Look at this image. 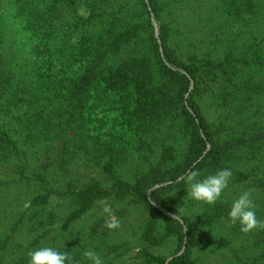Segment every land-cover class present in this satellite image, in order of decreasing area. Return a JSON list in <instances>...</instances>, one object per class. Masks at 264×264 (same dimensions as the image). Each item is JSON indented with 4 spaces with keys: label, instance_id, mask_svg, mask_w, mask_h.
<instances>
[{
    "label": "trees",
    "instance_id": "obj_1",
    "mask_svg": "<svg viewBox=\"0 0 264 264\" xmlns=\"http://www.w3.org/2000/svg\"><path fill=\"white\" fill-rule=\"evenodd\" d=\"M53 1L10 0L13 14L0 11V164L9 165L0 173L16 177L11 181L0 179V205L14 206L13 212L0 207V264H30L29 252L41 247L68 251L64 240L68 227L100 201L124 193L135 203L147 206L149 227L156 222L165 227L162 238L151 247L162 245L170 237L178 250L185 245L184 252L175 254L167 264H196L191 255L190 231L184 234L176 220L163 215L158 218V213L161 209L177 214L165 195L184 186L181 177L189 170L206 175L227 165L235 171L236 157L219 143L222 131L216 128L221 124L211 120L208 108L215 104L224 118L235 117L239 124L252 120L250 109H242L248 100H259L255 92L250 93L256 84V64L250 62L261 52L264 37L258 38L255 33L264 29V0H227L223 4V23L231 29L240 24L242 29L240 34L227 36L222 44L229 46L221 57L212 54L215 47L211 50L209 45L200 51L193 44L188 48L176 45L184 23L179 8L186 2L89 0L90 13L100 19L96 21L99 29L96 33L93 28L91 36L75 38L73 57L84 68L72 77L65 66L68 54L61 53L63 48H58L56 54L49 47L53 27L59 29L65 19L62 0ZM206 10L203 5L202 11ZM195 12L197 9L192 7L193 16ZM17 18L23 19V29L29 34L26 43L33 40L29 47L15 31L21 25ZM151 20L159 26L160 53ZM172 66L177 70L169 68ZM212 84H216L213 89ZM95 88L102 94L131 90L135 107L130 113L136 116L135 130L145 139L161 130L179 135L181 148L170 146L149 158L131 173V179L124 182L126 186L109 183L108 177L113 179L118 163L116 154L98 147L94 126L85 119ZM238 91L239 102L238 97L233 98ZM226 98L233 99L220 107L226 104ZM227 107L228 111H223ZM246 147V179L249 175H264V144ZM72 165L78 168L72 170ZM87 169L100 172L101 177L90 175ZM164 184L168 185L154 189L149 197L156 209L148 203L147 192ZM255 186L262 195L263 214L264 179ZM53 232L58 234L49 240ZM148 237L149 232L146 240ZM20 240H26V246L14 257H5L10 250L21 247ZM261 252L264 254L263 249ZM145 254L154 264L166 262L152 256L149 249ZM73 262L91 264L83 257H73Z\"/></svg>",
    "mask_w": 264,
    "mask_h": 264
},
{
    "label": "rangeland",
    "instance_id": "obj_2",
    "mask_svg": "<svg viewBox=\"0 0 264 264\" xmlns=\"http://www.w3.org/2000/svg\"><path fill=\"white\" fill-rule=\"evenodd\" d=\"M141 1L144 4L148 3V0ZM181 2H186V5H180L179 8V18L183 19L184 23L179 28L176 45L178 47L185 45L188 48L190 44H193L197 49L196 51H200L203 46L209 45L211 50L215 47L212 54L221 57L222 51L229 46V44H222L224 40L227 39V36H235V32L240 34L242 29L240 24H236L235 28L231 29L223 23L226 20L223 18L221 7L227 0H180ZM10 4V0H0V11L12 15L14 11ZM89 5V0H62L65 18L63 25L59 29L53 27V33L50 35L49 47L51 50L54 49L57 54L58 48H63L61 53L68 54V62L66 61L65 66L71 77L78 74L79 71L81 73L84 68V65L77 60L75 61L76 57H73L76 49L75 38H78L79 35L91 36L94 32L93 28L96 29V33L99 29L96 21L100 19L97 15L94 16L90 13ZM200 5L206 6L207 10L203 12ZM192 7L197 9L196 16L191 13ZM107 15L110 17L108 12ZM18 20L21 21V25H17L18 31L15 26H8L15 27V31L22 37L21 42L26 43L30 39L28 38L29 34L23 29V19L17 18L16 21ZM151 27L160 53L159 26L154 20H151ZM255 34L256 37L262 39L264 29ZM32 41L27 42L25 46L29 47ZM259 48H261L259 60L253 57L250 62L256 64L254 69L256 84L252 85L250 93L255 92L253 95L259 100L255 99L257 103L248 100L245 103V108L242 109L243 111L250 109V115H253V118L249 123L253 122L254 125H248L249 123L246 124V122L239 124L235 117L224 118V113L219 112L215 104L208 108V115L211 120L215 124L218 122L221 124L216 128L222 131L219 134V143L228 149L229 155L233 154L236 157L233 163L237 166L233 168L235 171L231 170L233 176L228 189L225 190L220 201L215 205H208L187 197L188 185L185 183L184 186L175 187L169 194L165 195V198L170 200L172 209L177 211V217L175 218V214L166 210L160 209L162 214L158 213V218L162 215L171 219L175 218L174 220L178 222L184 234L188 233V230L190 231L188 236L192 238L193 243L191 255L196 264H264V259H260V257H264L261 252L262 249L264 250V230L258 229L245 234L240 231L238 223L231 226L228 219L232 201L244 191L250 190L256 204L257 217L264 220V213L261 214L262 210L260 209V201L263 204L262 195L258 187L255 186L261 179H264V175L263 173L249 175L246 179L249 166L245 164L247 161L243 160L248 150L246 146L255 148L264 144V38ZM70 54L72 57L69 58ZM169 68L174 71L177 70L173 66ZM181 73L185 74L182 70ZM215 86L216 84H212V89ZM229 89H233V87ZM239 92L233 96V98L238 97L237 102L241 100ZM91 94L85 119L89 125L94 126V138L97 137L98 147L102 151L105 149L112 150L116 154L114 159L118 162L113 169V179L108 177L109 183L126 186L124 182L131 179V173L142 164L145 165L147 161H150L149 158L158 156L170 146L181 148L183 140L179 135L175 136L161 130L155 137L147 136L145 139L135 130L136 116H131L130 113L131 109L135 107L131 90L102 94L95 88ZM233 98H226V104L220 107L223 108L228 105V101ZM223 111H228V107L224 108ZM76 165H72L71 169H77ZM8 166L7 164H0V169H6ZM226 166L223 169H229ZM219 170L221 169L218 168L217 171ZM87 171L90 172V175L92 173L96 177H101V173L95 172L94 169H87ZM211 174H201L199 179ZM240 174L245 177L242 178ZM7 176L8 174L0 173V179L3 178L4 181H11L16 178L12 175ZM165 185L168 184L156 185L147 192L148 203L156 209L159 208L150 200V194L154 189ZM106 200L112 206L121 227L109 230L105 226L107 216L102 213L100 201L96 207L66 230L67 237L64 239L68 249L66 252L72 257L84 258L83 252L92 249L101 255L105 264H154L152 261L149 262V258L145 254V251L149 249L152 256L161 257L166 260L165 264H167V261L175 254L180 255L184 252L185 245L178 250L175 240L171 237L166 241L163 239L165 242L162 245L151 247L153 243H156V240L162 238V234L166 230L158 222L155 223L154 227L148 226L149 210L144 203H135L125 193L120 196L112 195ZM0 207L10 210L11 205L5 206L3 204ZM13 211L14 206L10 212ZM186 222L189 226H186ZM148 232L151 237L146 240L145 234ZM53 234L57 235L58 233H51L49 240ZM20 244L21 247L10 250V255L5 257H14L22 247L26 246V240H20ZM72 248H76V252H73ZM84 260L86 259L84 258Z\"/></svg>",
    "mask_w": 264,
    "mask_h": 264
},
{
    "label": "clouds",
    "instance_id": "obj_3",
    "mask_svg": "<svg viewBox=\"0 0 264 264\" xmlns=\"http://www.w3.org/2000/svg\"><path fill=\"white\" fill-rule=\"evenodd\" d=\"M200 175L198 170L191 169L181 177L183 182L188 185L187 197L197 202L215 205L221 200L225 190L228 189L233 173L230 169H221L203 179H199ZM100 204L102 205V213L107 216L105 226L109 230L120 228L121 224L116 218L110 203L105 199ZM29 206L30 202L25 204L26 208ZM228 219L231 226L238 223L240 231L245 234L258 229L264 230V220L257 217L256 204L250 190L244 191L232 201ZM28 255L30 264H74L73 257L69 253L61 252L52 247H41L29 252ZM83 256L91 261V264H105L101 255L95 250H85Z\"/></svg>",
    "mask_w": 264,
    "mask_h": 264
}]
</instances>
